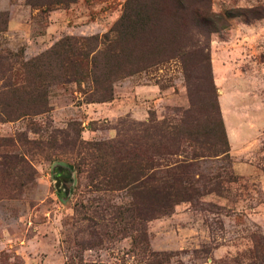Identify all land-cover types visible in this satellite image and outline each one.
Here are the masks:
<instances>
[{
	"label": "rangeland",
	"instance_id": "374dc122",
	"mask_svg": "<svg viewBox=\"0 0 264 264\" xmlns=\"http://www.w3.org/2000/svg\"><path fill=\"white\" fill-rule=\"evenodd\" d=\"M127 1L0 0V264H252L264 0H211L216 31L200 0ZM137 141L193 164L192 199L114 189Z\"/></svg>",
	"mask_w": 264,
	"mask_h": 264
},
{
	"label": "trees",
	"instance_id": "16d2710c",
	"mask_svg": "<svg viewBox=\"0 0 264 264\" xmlns=\"http://www.w3.org/2000/svg\"><path fill=\"white\" fill-rule=\"evenodd\" d=\"M129 1L130 0L127 2ZM200 1L204 3V7L201 10H193V13H198L207 24L211 25L209 31H216L215 22L216 20H221L222 16L211 11V0ZM70 2H75V0H70ZM127 5H125L124 13L121 17L122 19L126 16L128 11ZM113 31L116 32V29ZM220 138L221 141L218 143L212 142L203 145V147L206 148L205 151L209 153V156H218L221 154L223 156H228L229 147L223 129L220 130ZM216 145H220V147ZM145 146L142 147L137 141L133 147L137 152L131 157V161L134 163L133 166L128 168L127 171H124L119 177L116 173L111 175L112 179L110 181L114 187H116L114 189L127 187L133 190V193L140 197L137 201L141 204H145L144 200H161L162 208L166 209V211L180 201L192 199L194 197L193 195L196 194L194 180L192 179L193 175H191L193 164L185 161H183V163H178L175 160L171 164H163L162 161L156 162V159L153 160V158L147 155V149H144ZM157 149L159 151L158 154L162 153L160 156L162 159H169L168 157H174L179 153L178 146H165L163 152L159 148ZM179 154L181 155V153ZM154 167H158L159 170L149 173V170L152 168L154 169ZM251 253L254 254L248 259L251 260L252 264H255V260L258 262L256 264H264V237H262L260 242L255 243L254 250L251 251Z\"/></svg>",
	"mask_w": 264,
	"mask_h": 264
},
{
	"label": "water",
	"instance_id": "95a60500",
	"mask_svg": "<svg viewBox=\"0 0 264 264\" xmlns=\"http://www.w3.org/2000/svg\"><path fill=\"white\" fill-rule=\"evenodd\" d=\"M58 184H59V179H57V186H58Z\"/></svg>",
	"mask_w": 264,
	"mask_h": 264
}]
</instances>
